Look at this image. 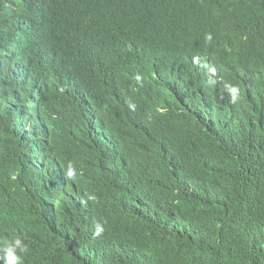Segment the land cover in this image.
<instances>
[{
  "label": "trees",
  "instance_id": "obj_1",
  "mask_svg": "<svg viewBox=\"0 0 264 264\" xmlns=\"http://www.w3.org/2000/svg\"><path fill=\"white\" fill-rule=\"evenodd\" d=\"M34 2L0 12L1 245L18 235L27 264H264V94L255 91L264 77L252 73L264 67V0ZM117 27L139 46L154 43L141 79L101 85L93 112L59 108L54 131L38 111L62 65L81 79L94 73L80 57ZM186 54L227 64L237 101L225 83L196 77L180 82L198 83L202 108L194 96L161 101ZM153 74L157 119L173 137L149 152L137 146L156 119ZM57 146L75 178H65Z\"/></svg>",
  "mask_w": 264,
  "mask_h": 264
},
{
  "label": "clouds",
  "instance_id": "obj_2",
  "mask_svg": "<svg viewBox=\"0 0 264 264\" xmlns=\"http://www.w3.org/2000/svg\"><path fill=\"white\" fill-rule=\"evenodd\" d=\"M127 35L132 36L127 31L118 27L112 31L108 42L102 46L103 51L99 54L100 59L107 54V62L103 63L102 69L99 73L94 72L81 79L76 77L70 63L62 65L63 72L56 79V89L49 92L50 95L46 96V100L42 102L38 111V115L40 116L42 122L51 126L54 131L55 128L58 131L57 110L59 108L93 112L91 111L92 109H99V106L103 105L102 101L99 99V97H101V93L103 92V90L100 89L102 87L101 85H121L122 77L125 78V81L132 77H136L137 81L141 79L138 75L144 71L147 65V58L150 56V51L154 48V43L149 44V46L146 47L139 46L135 43V46L127 52L120 44V40ZM211 39L212 37L210 34L206 36V40L210 41ZM144 49H147V51L145 52ZM57 60L60 59L58 58ZM17 65L18 63L16 62V66ZM202 66L209 69L204 74H209L211 76L210 79H203L207 84H217V82L213 80L217 78V76L213 77L215 73H222L221 76L227 75L232 77L230 67L219 60L211 58L210 54L206 59H203L201 54H186L181 62L180 68L174 73L178 80L173 78V85L181 83L180 78H182L183 75L189 78L196 77L202 79L203 74L200 75L202 73ZM252 73L254 72L252 71ZM247 76L248 74L246 75L245 80L247 79ZM197 84L198 83L196 81H194V83H183L181 85L183 86V89L180 90V94L191 97V95H194L192 91L196 92L195 89H198ZM224 87L226 92H228L231 97V102L235 103L239 98L238 87L230 83H226ZM130 107L134 108L135 105H130ZM159 111L164 119V114L161 110ZM186 132V149L189 152L191 147H189L188 142L192 144L194 136L191 131ZM57 147L60 149L64 158L63 171L66 174L65 178H75L76 172H78L77 169L71 162L67 161V154L65 150L59 146ZM60 161L61 159L59 162ZM101 231L102 229L97 226L95 234L100 235ZM14 237V239L11 237L8 240H4L3 246H0V264H23V256L28 251V246L23 243L19 236Z\"/></svg>",
  "mask_w": 264,
  "mask_h": 264
},
{
  "label": "water",
  "instance_id": "obj_3",
  "mask_svg": "<svg viewBox=\"0 0 264 264\" xmlns=\"http://www.w3.org/2000/svg\"><path fill=\"white\" fill-rule=\"evenodd\" d=\"M95 7H96V4H93V2H91V8L94 9ZM1 10H3V8H0V12H1ZM5 13L7 15H10L9 12H7V11ZM114 29L115 28H113V30ZM71 37H73L71 33L65 34L64 37L62 38V43L66 44L70 40ZM137 37H139L138 34H135L134 36L127 35V36L123 37L120 40V44H121L122 48L125 49V51L129 52L135 46ZM102 51H103V47H100L97 50L93 51L94 54L92 52H88V53H84L81 55L80 58L86 62V66L90 72L94 71V72L99 73L100 70L102 69L103 64H100V63H97L98 65L93 64L98 60V55ZM144 51L146 52L147 49H144ZM95 55H97V56H95ZM106 57H107V54H105L101 59H99V62L104 61L106 59ZM208 70L209 69L207 67L202 66V73L200 74V75L203 74L202 79H210L211 78V76L209 74H204ZM253 72H254L253 77H254L255 81H260L262 76L264 77V67H259V68H257V70H255ZM159 77H161V75L153 74V75L149 76V80L151 81V88L154 90L153 95L150 98V103H151L150 109L156 115V119L152 123L144 125L145 127L141 130V132L143 133V140L140 141L138 143L139 146H137V147L147 149L149 152L156 151L164 139L172 140V137H173V134H168V133L164 132L163 124L160 123V120L157 119V116L160 117V111L158 108L155 107V105L153 103L154 92L155 91L157 92L160 88H162L161 85H159L157 83L158 81H160ZM250 77H252V74L248 73L247 80L245 82L246 87L252 86V83L250 82ZM187 78H189V77L183 75L182 80L187 79ZM213 80H215L217 83L222 82V83L226 84V83H230L231 80H233V78L231 76L223 75V76H217V78H215ZM122 83L124 85L128 86V83H127V81H125L124 77H122ZM211 84L212 83H208V86L211 87ZM220 85L221 84H219L218 87H220ZM181 89H183V86H181V84H179V83L177 85H172L171 87L166 88V89L163 88V90L168 92V93L166 94V96L164 98L161 99V101L173 103L175 106V103L179 104L181 102V99H182L183 103L185 104V102H184V100L180 94ZM133 91H136V89L133 88L127 94H130ZM255 91H261L264 94V85L260 84L259 87H255ZM192 93H195V92L192 91ZM225 94H226V92L219 94L220 98H223L225 96ZM191 96H194V98H195L194 104L196 106L202 108V99L200 98V96H198V95H191ZM156 100H157V98H156ZM206 105H205V107H206ZM154 109L157 112H154ZM171 109H172V107H171ZM132 112L139 113V112H135V111H132ZM162 113L164 114L163 111H162ZM141 114H142V116H146L148 113L146 115H143V113H141ZM123 140H124V138H123ZM124 142H125V140H124ZM114 152L115 153L110 152V155L114 156L115 154H119V153H116L117 150H115V149H114ZM151 157H153V155L149 156V158H151ZM172 162H174V161H172ZM64 175H66L65 172H64ZM14 238L15 237H13L12 239H14ZM42 244L45 246L46 242H43ZM0 246H3V244L1 245V242H0ZM26 254H27V252L23 256V264L25 263L24 260H25Z\"/></svg>",
  "mask_w": 264,
  "mask_h": 264
},
{
  "label": "bare ground",
  "instance_id": "obj_4",
  "mask_svg": "<svg viewBox=\"0 0 264 264\" xmlns=\"http://www.w3.org/2000/svg\"><path fill=\"white\" fill-rule=\"evenodd\" d=\"M18 3H21L25 6H27L28 8H30L31 6H33L35 4L34 0H0V8H3V10H1V12H11L12 10V7L17 5ZM107 62L106 59L102 62H100V64H103ZM212 75V74H211ZM222 73H215V75L213 77H216V76H221ZM179 84H183V83H179ZM233 85L235 86H238V82L237 80L234 81ZM91 97V96H90Z\"/></svg>",
  "mask_w": 264,
  "mask_h": 264
}]
</instances>
